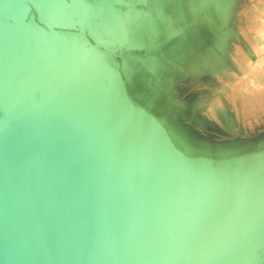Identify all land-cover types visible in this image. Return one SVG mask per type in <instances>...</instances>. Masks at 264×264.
Instances as JSON below:
<instances>
[{
  "label": "water",
  "instance_id": "water-1",
  "mask_svg": "<svg viewBox=\"0 0 264 264\" xmlns=\"http://www.w3.org/2000/svg\"><path fill=\"white\" fill-rule=\"evenodd\" d=\"M137 1L0 0V264H264V150L130 93L162 36Z\"/></svg>",
  "mask_w": 264,
  "mask_h": 264
},
{
  "label": "crops",
  "instance_id": "crops-1",
  "mask_svg": "<svg viewBox=\"0 0 264 264\" xmlns=\"http://www.w3.org/2000/svg\"><path fill=\"white\" fill-rule=\"evenodd\" d=\"M144 2L138 9L152 13L162 36L148 43L150 52L125 57L128 87L146 72L152 103L159 106L149 104L151 110L187 138L214 136L216 150H235L249 134L264 133V127L250 131L241 121L250 118V88H264V0ZM166 38L175 40L173 47ZM237 135L245 138L229 144V136Z\"/></svg>",
  "mask_w": 264,
  "mask_h": 264
},
{
  "label": "rangeland",
  "instance_id": "rangeland-1",
  "mask_svg": "<svg viewBox=\"0 0 264 264\" xmlns=\"http://www.w3.org/2000/svg\"><path fill=\"white\" fill-rule=\"evenodd\" d=\"M129 68V67H128ZM129 75V72H128ZM257 82H260V80H255ZM153 88V93L155 92V90H157V88L152 87ZM160 90V89H159ZM156 91V92H160V91ZM251 100H250V110H249V115L250 118L247 117H242L241 121L248 126L249 130H257L259 129V127H264V109H262L261 111L259 109L264 107L263 101H264V88L262 87H251ZM258 90V91H257ZM158 99L163 98L162 95H158ZM140 100V98H139ZM140 102V101H139ZM148 107H150L151 105H146ZM156 114H158L159 116H161V112L160 111H156ZM205 135V134H204ZM200 136V135H196V141L193 140L194 136L189 138V140L192 142V145H199L203 148H208L210 149L209 151L217 153L219 155H225V153L227 154V151H222V150H216L215 149V142L218 140L216 139L214 136ZM207 137V138H206ZM242 139L245 138V136H229V144L233 141V139L237 140V139ZM247 139H245L243 141V143H245V145L240 144L239 148L235 149V150H229V156L231 155H238L240 153H256L258 151L264 150V148L261 146L262 143L264 142V133H258V134H249L248 136H246ZM200 139V140H198ZM217 143H219L217 141ZM201 144V145H200ZM232 144V143H231ZM234 145V144H233ZM235 147H237L238 145H234ZM207 149V150H208Z\"/></svg>",
  "mask_w": 264,
  "mask_h": 264
},
{
  "label": "flooded vegetation",
  "instance_id": "flooded-vegetation-1",
  "mask_svg": "<svg viewBox=\"0 0 264 264\" xmlns=\"http://www.w3.org/2000/svg\"><path fill=\"white\" fill-rule=\"evenodd\" d=\"M147 76H148L147 73L144 71L141 73V75L139 74V76H138V74L135 75L133 84L131 86H129V89H130L132 94L140 96L139 101L143 105L153 104L152 100L154 99V96L151 95V90H149V88H148ZM153 102L155 103L153 105L156 108L159 107L158 102H156V101H153Z\"/></svg>",
  "mask_w": 264,
  "mask_h": 264
}]
</instances>
